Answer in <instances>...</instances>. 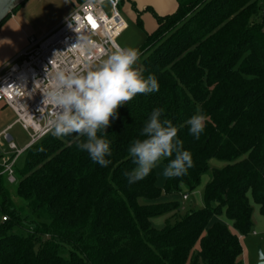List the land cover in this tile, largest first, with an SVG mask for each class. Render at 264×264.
Returning a JSON list of instances; mask_svg holds the SVG:
<instances>
[{
  "label": "trees",
  "instance_id": "obj_1",
  "mask_svg": "<svg viewBox=\"0 0 264 264\" xmlns=\"http://www.w3.org/2000/svg\"><path fill=\"white\" fill-rule=\"evenodd\" d=\"M177 3L170 15L147 9L157 28L136 68L155 76L159 91L118 109L106 129L107 167L77 149L82 137L51 132L15 165L24 202L17 206L0 163V264H243L241 238L254 228V208L264 217V0ZM154 108L177 127L192 167L164 188L155 169L129 185L127 148L142 139ZM197 113L206 117L199 140L185 123ZM212 160L225 165L211 169ZM207 174L203 208L181 215L180 198L168 197L183 199Z\"/></svg>",
  "mask_w": 264,
  "mask_h": 264
},
{
  "label": "clouds",
  "instance_id": "obj_2",
  "mask_svg": "<svg viewBox=\"0 0 264 264\" xmlns=\"http://www.w3.org/2000/svg\"><path fill=\"white\" fill-rule=\"evenodd\" d=\"M74 45L73 47H75ZM138 52L131 47H116L94 69L84 74L57 72L51 90L44 95V104L56 111L48 120L55 137L75 134L83 138L77 143L79 151L100 167H107L112 151L106 137L111 120L118 118V109L138 94L159 91L155 76H144L137 68ZM159 108H154L143 122L139 135L133 140L128 155L134 167L125 171L129 185L146 178L163 160L167 164L162 175L176 178L192 167L191 154L184 150L177 136V127L162 118ZM206 117L197 113L186 120L189 134L199 140L205 130Z\"/></svg>",
  "mask_w": 264,
  "mask_h": 264
},
{
  "label": "built area",
  "instance_id": "obj_3",
  "mask_svg": "<svg viewBox=\"0 0 264 264\" xmlns=\"http://www.w3.org/2000/svg\"><path fill=\"white\" fill-rule=\"evenodd\" d=\"M119 6L120 0H85L56 29L40 40H33L0 70V103L14 111L16 124L29 134L31 143L27 148L51 133L48 120L56 109L44 104V95L51 90L55 74H84L118 47L116 40L127 28ZM5 136L9 145L1 165L8 182L14 184L15 165L27 148L19 150ZM183 200H188V195H183Z\"/></svg>",
  "mask_w": 264,
  "mask_h": 264
},
{
  "label": "rangeland",
  "instance_id": "obj_4",
  "mask_svg": "<svg viewBox=\"0 0 264 264\" xmlns=\"http://www.w3.org/2000/svg\"><path fill=\"white\" fill-rule=\"evenodd\" d=\"M130 2L128 0H120L119 13L127 24V28L116 40L118 47H131L139 51L144 45L148 34L152 33L156 28V18L150 10L149 3L142 0L139 2ZM76 0H27L22 4L5 23L0 27V63L12 58L17 52L30 46L33 40H40L47 34L56 29L75 9ZM152 7V6H151ZM109 11L108 6L105 7ZM161 11V10H159ZM156 14L159 13L154 9ZM114 49L110 50V53ZM109 53V54H110ZM98 64H96L97 66ZM95 66V67H96ZM14 114L10 108H5L0 103V128ZM8 136L12 137L13 142L19 150H24L31 143L29 134L23 130L20 125L15 126L8 131ZM0 152L7 150L9 142L4 135L0 138ZM24 156H21L17 162V167L22 166ZM225 164L223 162L212 160L211 169L221 168ZM166 165L161 162L156 168L157 184L160 188H164L168 178L162 175ZM210 174L202 178L201 185L196 191L188 193L184 189V194H188V200H183L182 196H170L168 200H178L182 205L181 215L192 209L194 211L201 210L203 203V190L210 181ZM7 189L11 195L13 202L20 206L23 202L17 196L18 182L10 184L7 179ZM158 218L153 220L156 227L164 225L166 218ZM223 219H225L223 217ZM254 228L250 234L241 238L244 252L241 260L243 264H257L258 248L261 246L264 254V217L259 214L258 207L254 208L253 213ZM254 232L257 234L254 235Z\"/></svg>",
  "mask_w": 264,
  "mask_h": 264
},
{
  "label": "crops",
  "instance_id": "obj_5",
  "mask_svg": "<svg viewBox=\"0 0 264 264\" xmlns=\"http://www.w3.org/2000/svg\"><path fill=\"white\" fill-rule=\"evenodd\" d=\"M85 0H76V6H75V9L77 8L78 5H80L82 2H84ZM128 1H132L134 3H136L135 1L139 2L140 0H128ZM143 2L145 3H149V7H146V9H149L151 8L153 11L154 9L156 11H158L159 13H162V14H158L159 16H165V15H170V14H173L177 8H178V3H177V0H142ZM152 6V7H151ZM74 9V10H75ZM161 10V11H159ZM156 28H157V21H156ZM155 28V30H156ZM154 30V31H155ZM153 31V32H154ZM152 32V33H153ZM151 34V33H150ZM25 49L17 52L12 58H10L9 60H6L4 62H1L0 63V70L3 69L5 66H7L9 63H11L16 57H18V55L24 51ZM5 108H9L7 106L4 105ZM12 110V109H11ZM13 114H14V117L10 116L8 118V120L2 125V127L0 128V138L3 137L4 135H7L8 131L12 130L15 126H17L18 124H16V120H17V117H16V114L14 113V111L12 110ZM8 136V135H7ZM9 138L12 139V137L9 136ZM13 141V139H12ZM30 145V144H29ZM28 145V146H29ZM27 146V147H28ZM26 147V148H27ZM5 152H6V149L1 151L0 153L2 154V159L5 155ZM2 159L0 160V163L2 162ZM259 211V210H258ZM224 222H226L229 227H232V223L227 221L226 219H222ZM257 233L254 232V235H256ZM241 246H242V250L244 252V249H243V245L241 243Z\"/></svg>",
  "mask_w": 264,
  "mask_h": 264
},
{
  "label": "water",
  "instance_id": "obj_6",
  "mask_svg": "<svg viewBox=\"0 0 264 264\" xmlns=\"http://www.w3.org/2000/svg\"><path fill=\"white\" fill-rule=\"evenodd\" d=\"M26 1L27 0H0V25ZM257 264H264V254L261 246L258 248Z\"/></svg>",
  "mask_w": 264,
  "mask_h": 264
},
{
  "label": "snow or ice",
  "instance_id": "obj_7",
  "mask_svg": "<svg viewBox=\"0 0 264 264\" xmlns=\"http://www.w3.org/2000/svg\"><path fill=\"white\" fill-rule=\"evenodd\" d=\"M88 20H89V22L92 24V26L95 27V23H94V21L92 20V18H91V17H88Z\"/></svg>",
  "mask_w": 264,
  "mask_h": 264
}]
</instances>
